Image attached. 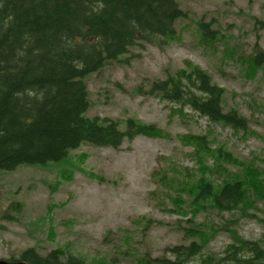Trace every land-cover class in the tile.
I'll return each mask as SVG.
<instances>
[{"label": "rangeland", "instance_id": "obj_1", "mask_svg": "<svg viewBox=\"0 0 264 264\" xmlns=\"http://www.w3.org/2000/svg\"><path fill=\"white\" fill-rule=\"evenodd\" d=\"M178 2L188 15L176 21L173 39L135 44L123 60L86 78L87 114L133 115L156 122L162 135L140 134L116 148L84 144L57 164L0 170V257L32 244L41 253L62 245L90 262L133 264L144 251L157 254L165 245L186 241L178 229L186 214L202 223L210 249L231 239L223 222L264 244V67L248 70L241 60L255 42L264 48V23L255 24L264 19V0ZM201 16L211 18L226 40L201 43L196 25ZM192 64L224 87V105L247 116V131L208 123L194 111L184 119L171 117L166 100L142 91L152 78ZM195 132L209 136V148L190 138ZM218 145L235 160H223ZM235 176H251L254 183L239 208L194 207L191 193L199 179L218 183ZM13 200L21 211L8 212L18 218L4 219Z\"/></svg>", "mask_w": 264, "mask_h": 264}, {"label": "trees", "instance_id": "obj_2", "mask_svg": "<svg viewBox=\"0 0 264 264\" xmlns=\"http://www.w3.org/2000/svg\"><path fill=\"white\" fill-rule=\"evenodd\" d=\"M187 15L178 0H0V170L57 164L84 144L116 148L140 134L162 135L156 122L133 115L87 114L91 101L86 78L123 60L135 44L167 43L176 36V21ZM255 22L263 24L264 19ZM196 25L201 43L226 40L211 18L201 16ZM241 60L248 70L264 67V48L255 42ZM142 91L166 100L171 117L184 119L194 111L208 123L248 129L247 116L224 105V87L197 64L154 77ZM189 134L209 148L206 133ZM216 151L225 161L235 160L222 145ZM244 178L218 183L199 179L191 193L194 207L239 208L254 185L251 176ZM21 207L18 200L11 201L2 217L17 219L8 211L18 213ZM174 209L185 215L183 208ZM228 224L221 227L231 239L218 250L210 249L202 223L186 214L178 226L186 241L165 245L157 254L144 251L133 264H264V244ZM7 258L28 264H105L87 261L62 245L41 253L32 244Z\"/></svg>", "mask_w": 264, "mask_h": 264}, {"label": "water", "instance_id": "obj_3", "mask_svg": "<svg viewBox=\"0 0 264 264\" xmlns=\"http://www.w3.org/2000/svg\"><path fill=\"white\" fill-rule=\"evenodd\" d=\"M0 264H28V262L23 260V259L6 260V259H1L0 258Z\"/></svg>", "mask_w": 264, "mask_h": 264}, {"label": "flooded vegetation", "instance_id": "obj_4", "mask_svg": "<svg viewBox=\"0 0 264 264\" xmlns=\"http://www.w3.org/2000/svg\"><path fill=\"white\" fill-rule=\"evenodd\" d=\"M1 259H6V260H12V259H9V258H6V257H0Z\"/></svg>", "mask_w": 264, "mask_h": 264}]
</instances>
